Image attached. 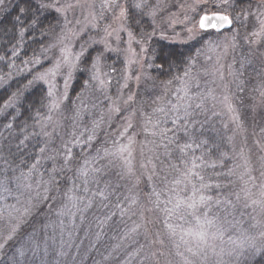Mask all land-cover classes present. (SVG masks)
I'll use <instances>...</instances> for the list:
<instances>
[{
    "label": "snow or ice",
    "instance_id": "obj_1",
    "mask_svg": "<svg viewBox=\"0 0 264 264\" xmlns=\"http://www.w3.org/2000/svg\"><path fill=\"white\" fill-rule=\"evenodd\" d=\"M0 53V264L264 256V0H0Z\"/></svg>",
    "mask_w": 264,
    "mask_h": 264
},
{
    "label": "rangeland",
    "instance_id": "obj_2",
    "mask_svg": "<svg viewBox=\"0 0 264 264\" xmlns=\"http://www.w3.org/2000/svg\"><path fill=\"white\" fill-rule=\"evenodd\" d=\"M254 2H256V0H253ZM240 52L238 51L236 53V57L237 59H239V55ZM109 57L111 59H113L112 61L109 62V59H107V62L110 65H115L118 69L122 67L120 61L117 59L115 54H110ZM231 57H229V60L226 61L225 63L230 62ZM238 67V65H236ZM261 67L259 62H255L253 65L249 66L246 70H245V74L246 76H248L253 83L256 82V71L259 70ZM141 95H145L143 90H141ZM148 96H152L154 95V93H148ZM216 111H221V109L219 107H217ZM200 119H203V117H201ZM249 123H251V121H249ZM228 124V118L225 115H220L218 117H214L211 116V113H209V119L208 122L204 124V126L202 128L197 127L195 129H193V133L196 139L198 140H204L206 141L208 139V137L206 136L207 134H212V136H216V137H220L221 141H222V149L224 151L228 150V145L226 143V139L228 136H230L231 133V125H229V128H225L223 125ZM207 133L204 137V134ZM181 136L183 137V134H181ZM205 150V149H204ZM206 151V150H205ZM196 155H200L201 150L200 149H195ZM199 153V154H198ZM89 243V242H88ZM88 243L86 245V247L88 246ZM75 253H73L74 255ZM69 264H71V257H69ZM87 264H90V261L87 262Z\"/></svg>",
    "mask_w": 264,
    "mask_h": 264
},
{
    "label": "trees",
    "instance_id": "obj_3",
    "mask_svg": "<svg viewBox=\"0 0 264 264\" xmlns=\"http://www.w3.org/2000/svg\"><path fill=\"white\" fill-rule=\"evenodd\" d=\"M245 2H246V0H241V3H245ZM252 3H255V2L252 0ZM51 18L52 17H51L50 14L46 15V19H51ZM5 23H7V21H5ZM0 54H2V53H0ZM108 59H109V62L113 60L109 56H108ZM16 63H17V65H19V60H17ZM108 65H110V64L108 63ZM5 72H13V73H15L16 72V68H4L2 65H0V75H2ZM24 74L26 75V70H25ZM153 74L155 75L156 73L153 72ZM15 79L23 80L24 76L23 75L16 76ZM14 87H15V85H13V89H14ZM5 94L6 93L4 92V90L0 89V96L5 95ZM40 95H41V90L38 87L35 90H33V92L31 93L30 99H34V100H36L38 102ZM206 134L207 133L204 134V137H205ZM206 136L208 137V139L206 140L207 141V145L205 146L204 149L206 151L210 150L211 151V155H212V157L214 159L215 155H216V149L214 148V145L219 144L220 145V150H221L222 149V141H221L220 137L212 136V134H207ZM184 139H185L184 136L183 137L181 136V141L182 142L184 141ZM87 243H88V241L86 240L85 244H84L85 248H86ZM252 264H264V256L255 257L254 260L252 261Z\"/></svg>",
    "mask_w": 264,
    "mask_h": 264
}]
</instances>
